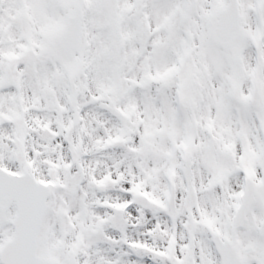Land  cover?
Instances as JSON below:
<instances>
[{
  "label": "snow or ice",
  "instance_id": "6c2138e0",
  "mask_svg": "<svg viewBox=\"0 0 264 264\" xmlns=\"http://www.w3.org/2000/svg\"><path fill=\"white\" fill-rule=\"evenodd\" d=\"M0 264H264V0H0Z\"/></svg>",
  "mask_w": 264,
  "mask_h": 264
}]
</instances>
